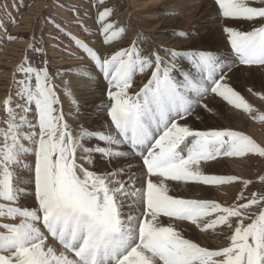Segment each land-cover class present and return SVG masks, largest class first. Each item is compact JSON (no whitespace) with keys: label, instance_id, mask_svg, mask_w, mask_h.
I'll return each instance as SVG.
<instances>
[{"label":"snow or ice","instance_id":"6c2138e0","mask_svg":"<svg viewBox=\"0 0 264 264\" xmlns=\"http://www.w3.org/2000/svg\"><path fill=\"white\" fill-rule=\"evenodd\" d=\"M212 2L230 54L198 47L194 29L173 30L190 45L182 50L138 30L133 35L131 21L118 19L109 0H89L83 12L69 9L82 34L102 38L103 51L54 18H38L69 41L61 51L82 63L51 72L33 33L13 69L0 101V264H264V190H249L264 186V174L254 181L207 172L225 160H264V142L230 128L192 126L204 113L216 114L210 97L264 125V112L232 83L239 73L259 74V88L247 92L264 102V0ZM244 24L250 30L238 27ZM0 29L9 42L20 39L2 20ZM29 51L39 54V65ZM57 77L76 129L65 116ZM137 77L146 82L134 90ZM89 98L107 118L99 129L79 123ZM180 184L240 190L222 204L170 194ZM184 226L222 238L223 246L186 238Z\"/></svg>","mask_w":264,"mask_h":264},{"label":"rangeland","instance_id":"374dc122","mask_svg":"<svg viewBox=\"0 0 264 264\" xmlns=\"http://www.w3.org/2000/svg\"><path fill=\"white\" fill-rule=\"evenodd\" d=\"M184 1L186 0H109V3L118 6L116 13L118 19L123 23H127L129 20L131 21L130 32L138 30L143 32L146 36L155 39L158 43L165 45L168 41L169 43L166 44V46L182 50L190 47V45L180 42L181 46H176V43L179 41L172 36L173 30L194 29L199 32V39L202 41L198 47L210 46L214 50L230 54L227 37L222 32V25L219 22H216L218 21V18L216 7L212 0H193L187 4H185ZM31 2L32 0H0V20L7 25L8 34L20 37V39L16 41L9 42L6 39L4 30L0 29V101L5 98V94L10 90L13 69H15L24 59L25 50L28 49L29 44L32 43L31 36L33 33H35L36 47L43 46L48 52L47 59L51 62L49 65L51 72L55 73L56 69H75L77 65L82 63V61L70 58L67 55V52L61 51V49L69 45V41L60 35L51 24L45 25L42 19L38 23L39 17L54 18L57 22L61 23L62 26H66L68 31H71L79 38L84 39L86 42L91 41L92 46L102 48L100 43L102 38H98V35L86 36L82 34L74 23V13L69 10L70 7L75 5L83 12L88 9L89 0H35L33 6L28 7ZM59 4H64V7H59ZM45 5L48 6L46 10L44 9ZM142 8L144 10L140 11ZM165 9H171L179 13V15L171 18L181 19L182 21L180 22V25L168 24L165 22V19L169 18L162 17L158 14ZM91 15L94 18L95 9H92ZM9 17L16 19L18 22L17 26H12ZM152 20L157 21H155L154 24H151ZM87 23L93 27V31L95 32L98 26L93 25V19H88ZM151 26H156V28H152ZM238 27H240L241 30H250V26L247 24ZM148 30L161 31L160 35H162V38L168 40H165L166 42L162 43L160 39L158 40L156 36H154L156 33H150ZM57 45H59V48ZM149 50H151V48H149ZM108 51H111V49ZM27 55L35 65L40 64L41 58L39 54L29 51ZM138 81L139 80L137 79V85L135 83L134 90H138L139 87H142L143 83L146 82L145 79L139 81V83ZM260 81L261 77L259 74L248 75L246 73H239L238 78L235 81H232V83L250 103H255V107H258L264 112V102L259 101L247 92V86H254V90L258 89ZM55 83L57 84L58 94L61 95L65 116L73 129H76V122L71 119L72 111L69 101L62 93V86L60 85L58 77L56 78ZM105 84L106 82H101V85L104 87ZM103 86L100 88H103ZM209 104L210 107L216 110V114L212 115L211 113H204L200 120L192 121V126L194 128L198 130L230 128L251 135L258 142H264V125L255 122L248 116L245 117L246 119L243 118V113L227 106L223 101H220L219 98L210 97ZM81 113L82 115L79 118V123L90 129H99L107 119L102 113L94 110L92 98L88 99V103L83 104ZM240 114L242 120L239 119ZM102 115L103 117H101ZM247 119L249 121H247ZM242 121H246L244 125L242 124ZM138 166L139 165H137V167ZM207 172L208 174L214 175H237L241 178L253 179L255 181L258 174H264V160L252 159L246 162L225 160L220 164L208 168ZM188 187H190L189 190L185 192V189ZM197 187L198 186L195 185H175L170 194L187 199L216 200L217 202L225 204L232 203L240 190L239 185L223 186L221 188L204 186V188H207L206 194L198 190L200 186ZM249 190H264V186L256 183L254 186H251ZM189 191L190 194H188ZM190 228L191 227H188L189 230H186V232L192 234V232L195 233L197 231L192 228L193 231L191 232ZM198 234L200 235L197 231L194 236L188 235L187 237L186 234L185 236L187 238L190 237V239L195 238L194 240L200 243L203 241V244L201 243L202 246H208L213 249L223 246L219 239H211V241L209 238H205L206 242L204 244L205 240H202L201 235L199 236Z\"/></svg>","mask_w":264,"mask_h":264},{"label":"bare ground","instance_id":"6f19581e","mask_svg":"<svg viewBox=\"0 0 264 264\" xmlns=\"http://www.w3.org/2000/svg\"><path fill=\"white\" fill-rule=\"evenodd\" d=\"M158 1H159V0H158ZM160 1H161V0H160ZM190 1H193V0H186V1H184V3H185V4L190 3ZM154 3H155V2H154ZM142 10H144V9H143V8L140 9V11H142ZM117 18H118V17H117ZM155 21H157V20H154V21L152 20V21H151V22H152L151 24H154ZM181 21H182V20H181V19H178V18H169V19H165V22H167L168 24H176V25H180V22H181ZM216 22H218V21H216ZM213 24H214V23H213ZM151 27H152V28H156V26H151ZM219 28H220V27H219ZM219 28H218V29H219ZM148 29H150V28H148ZM130 30H131V29H130ZM216 30H217V29H216ZM148 31H149L150 33H156V34H154V36H156V38H157L158 40L160 39V40L162 41V43L166 42L165 40H168V39H163V38H162V35H160V34H161V31H158V30H148ZM214 31H215V30H214ZM131 32H133V31H131ZM157 32H158V33H157ZM134 34H135V33H134ZM134 34H133V35H134ZM98 38H101V37L98 36ZM130 39H131V36H130ZM168 43H169V42L167 41L166 44H168ZM166 44H165V45H166ZM176 46H181V45H180V42H177V43H176ZM99 47H100V45H99ZM101 50L103 51L104 49L101 48ZM137 79H138L139 81L144 80V79H142V78H140V77H137ZM139 81H138V83H139ZM134 85H135V84H134ZM136 85H137V82H136ZM101 86H103V85L100 84V87H101ZM103 88H104V86H103ZM258 102H259V101H258ZM254 104H255V103H254ZM254 104H253V105H254ZM254 106H255V105H254ZM246 116H247V115L243 114V118H245ZM101 117H103V115H102ZM236 117H237V116H236ZM247 118H248V117H247ZM239 119L242 120V118H241V114H240V118H239ZM245 119H246V118H245ZM247 121H249V120L247 119ZM242 122H243L242 124L244 125V123H245L246 121H245V122L242 121ZM247 123H248V122H247ZM238 124H239V123H238ZM244 127H245V126H244ZM256 127H257V126H256ZM239 172H240V171H239ZM232 173H233V172H232ZM230 175H231V174H230ZM242 176H243V175H242ZM185 186H186V185H185ZM187 186H188V185H187ZM190 187H192V186H190ZM190 187L186 188V189H185V192H187V191L189 190ZM198 187H199V186H198ZM198 187H197V188H198ZM206 187H207V186H206ZM206 187L204 188V186H203V187L200 186V188H198V190H199V191H202L203 193H206V194H207V188H206ZM173 189H174V188H173ZM175 189H176V188H175ZM183 191H184V190H183ZM213 191H214V190H213ZM181 192H182V191H181ZM185 192H184V193H185ZM178 193H179V192H178ZM182 194H183V192H182ZM185 194H186V193H185ZM188 194H190V191L188 192ZM186 195H187V194H186ZM198 197H199V196H198ZM192 199H193V198H192ZM28 203L31 204V201H29ZM188 227H190V226H188ZM188 227H187V226H184V230H185V232H186V230H189ZM190 229H191V232H192V231H193L192 227H191ZM185 232H184V233H185ZM196 232H197V231H196ZM196 232H195V233H196ZM187 233H188V232L185 233V234L187 235V237H188V235H193V236L195 235L194 232H192V234H191L190 232H189L190 234H189V233L187 234ZM193 233H194V234H193ZM185 234H184V235H185ZM198 235H199V234H198ZM200 235H201L202 240H203V239L205 240V241H204V244H205V242H206V239H205V238H206V237H205L203 234H200ZM200 235H199V236H200ZM196 236H197V235H196ZM187 237H186V238H187ZM197 237H198V236H197ZM189 238H190V237H189ZM201 238H200V239H201ZM192 239H193V238H192ZM194 239H195V238H194ZM194 239H193V240H194ZM210 240H211V239H210ZM219 240H220V239H219ZM200 241H201V240H200ZM211 241H212V240H211ZM197 242H198V241H197ZM202 242H203V241H202ZM202 242H201V243H202ZM202 244H203V243H202ZM206 244H207V243H206ZM203 246H204V245H203ZM214 246H215V245H214Z\"/></svg>","mask_w":264,"mask_h":264}]
</instances>
